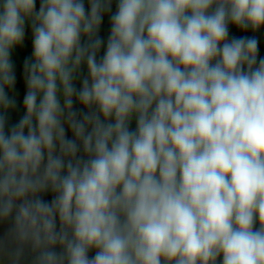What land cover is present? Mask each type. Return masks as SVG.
Returning a JSON list of instances; mask_svg holds the SVG:
<instances>
[{
	"label": "clouds",
	"instance_id": "1",
	"mask_svg": "<svg viewBox=\"0 0 264 264\" xmlns=\"http://www.w3.org/2000/svg\"><path fill=\"white\" fill-rule=\"evenodd\" d=\"M0 264H264V0H0Z\"/></svg>",
	"mask_w": 264,
	"mask_h": 264
},
{
	"label": "rangeland",
	"instance_id": "2",
	"mask_svg": "<svg viewBox=\"0 0 264 264\" xmlns=\"http://www.w3.org/2000/svg\"><path fill=\"white\" fill-rule=\"evenodd\" d=\"M115 7V6H114ZM105 21H107V18L105 19ZM232 32L236 35H245V34H250V33H242L237 31L235 28L232 29ZM29 41H30V37H29ZM23 52V54L27 55L30 52V42H29V46L26 47L25 49H21ZM17 87L21 90V92L23 91V86L21 83L18 82Z\"/></svg>",
	"mask_w": 264,
	"mask_h": 264
},
{
	"label": "trees",
	"instance_id": "3",
	"mask_svg": "<svg viewBox=\"0 0 264 264\" xmlns=\"http://www.w3.org/2000/svg\"><path fill=\"white\" fill-rule=\"evenodd\" d=\"M107 28H108V22L105 21V24H104L105 32H106ZM22 52L23 51L21 49H17L16 52L14 53V59H15L18 66H19L21 60L23 59V56L25 55Z\"/></svg>",
	"mask_w": 264,
	"mask_h": 264
}]
</instances>
